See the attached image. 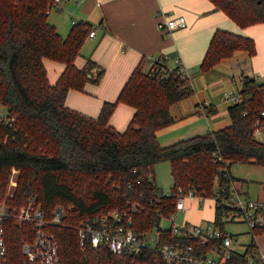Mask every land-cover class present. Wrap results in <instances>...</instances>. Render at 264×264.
I'll return each instance as SVG.
<instances>
[{"label":"trees","instance_id":"obj_1","mask_svg":"<svg viewBox=\"0 0 264 264\" xmlns=\"http://www.w3.org/2000/svg\"><path fill=\"white\" fill-rule=\"evenodd\" d=\"M238 27L264 23V0H210ZM53 0H0V104L13 120L0 122V202L9 211L34 199L47 222L55 206L65 210L60 225L47 230L58 243L60 264H166L162 255L143 249L137 255H112L103 246L80 248L77 227L93 217L128 203L138 204L132 215L137 233L150 231L161 217L174 212V196H161L154 185L152 169L167 162L172 178L171 192L192 190L204 198L227 190L233 163L264 167V143L253 136V123L263 107L264 89L254 79L243 77L241 101L228 108L230 124L168 146H160L156 132L171 125L169 107L192 93L178 77H152L136 66L115 102H104L96 119L84 116L64 104L68 90L81 91L91 78L94 63L87 60L78 69L74 59L88 37L91 25L77 22L65 38L47 21ZM255 54L248 37L217 29L209 42L200 72H207L234 52ZM42 59L64 65L55 84L46 77ZM134 108L126 129L120 133L108 124L116 106ZM206 113L215 112L203 106ZM245 112V114H244ZM217 155V157H215ZM219 158V160H218ZM217 159V160H216ZM16 185L7 193L11 171ZM214 224L222 229L221 217L228 213L216 206ZM223 230V229H222ZM10 264L21 263V246L33 238L29 224L5 220ZM264 230H255L260 232ZM193 244L166 230L159 243ZM211 246L201 247L207 253ZM253 251L249 246L246 252ZM245 252V253H246ZM244 254L232 252L225 264H243Z\"/></svg>","mask_w":264,"mask_h":264},{"label":"crops","instance_id":"obj_2","mask_svg":"<svg viewBox=\"0 0 264 264\" xmlns=\"http://www.w3.org/2000/svg\"><path fill=\"white\" fill-rule=\"evenodd\" d=\"M177 16L184 18V27L170 32L157 28L165 18ZM47 21L62 38L80 21L94 29V36L85 39L74 65L81 69L90 60L94 63L89 69L91 78L102 71L100 77L96 82H87L81 91L68 90L64 101L67 108L93 119L98 117L104 102L116 101L136 66L141 64L142 70L148 71L146 57L169 55L170 59L165 62L169 68L175 66L174 59L180 60L188 72L192 93L169 107L174 122L156 132L160 146L227 127L230 124L228 108L232 102L224 99V92L231 91L232 95L240 92L243 77L254 79L256 83L264 80V23L240 28L222 11L216 10L210 0H62L60 10L48 12ZM217 29L252 39L255 54L248 56L237 51L207 72H200L199 64ZM42 63L48 82L55 84L64 65L49 59H42ZM202 106H210L215 112L204 113ZM133 114L134 108L118 103L108 124L122 133ZM228 172L235 194L264 201L263 166L233 163ZM200 207L208 215L201 216L197 223L184 222L207 228L216 225V205L212 199L187 200L182 211ZM221 222L225 230V224L239 221H228L222 216ZM233 235L237 238L233 252L243 255L252 246L264 255V231L247 230Z\"/></svg>","mask_w":264,"mask_h":264},{"label":"built area","instance_id":"obj_3","mask_svg":"<svg viewBox=\"0 0 264 264\" xmlns=\"http://www.w3.org/2000/svg\"><path fill=\"white\" fill-rule=\"evenodd\" d=\"M62 0H53L51 9L60 10ZM185 20L182 16L168 17L157 24V28L167 32L182 28ZM94 36V29L91 28L88 37ZM170 59L169 55L149 56L146 61L149 64V73L152 77L165 79L173 76L186 81L185 87L190 88L188 72L180 64L179 59H174L175 66L169 68L165 62ZM260 89H264V80ZM225 100L232 104L241 101L239 92L232 95L231 91L224 92ZM201 110L206 113L204 107ZM245 114V112H244ZM259 119L253 127V136L257 139L262 135L264 129V101L259 111ZM13 118L9 117L5 108L0 104V122L11 125ZM217 157V155H215ZM217 160V159H216ZM219 160V158H218ZM13 172H15L13 170ZM16 182L10 179L8 188L15 187ZM161 196H174V212L182 211L187 200L202 202L204 199H212L216 206L224 207L228 213L223 217L228 221H239L251 232L264 230V201H255L235 194L230 185L227 190H220L212 198H204L192 190L178 189L176 192L163 193ZM138 208L136 203H128L123 209L108 211L102 215L93 217L89 221L82 222L76 229L80 248L87 245L92 248L103 246L112 255H137L143 249H150L159 252L166 264H225L233 252V246L237 243L235 235L220 229L218 226L202 227L199 225L182 222H172L169 228L160 226L162 219L171 218L173 213L167 217H161L153 228L144 233H137L133 230L132 215ZM65 215L62 206H55L51 213V219L47 222L45 213L34 199H29L25 206L9 211L5 202H0V264H10L6 245L5 220L12 217L17 225L29 224L33 228V238L21 246L20 264H60L58 254V243L47 228L48 224L60 225ZM168 230L172 236L181 239H190L193 244L181 245L176 241L173 245L164 243L158 245L160 233ZM209 245L210 250L203 253L201 247ZM243 264H264V255L254 250L244 254Z\"/></svg>","mask_w":264,"mask_h":264},{"label":"rangeland","instance_id":"obj_4","mask_svg":"<svg viewBox=\"0 0 264 264\" xmlns=\"http://www.w3.org/2000/svg\"><path fill=\"white\" fill-rule=\"evenodd\" d=\"M262 136L264 135H261V137L257 140L263 142L264 137ZM153 170H154L153 173H154V181H155L156 187L159 188L163 193L170 192V189L172 187V178H171L168 163H159L157 165H154ZM16 176H17V172L11 171L9 181L10 179H13L15 181ZM9 181H8V184H9ZM8 187L9 186H7V193L10 191V188ZM1 202L3 203L4 201H1ZM206 214L208 215V212H206L203 207L192 208L186 211H176L175 213H173L171 218L162 219L160 222V226L164 228H169L172 222L179 225L182 222H184V220H187L191 223H197L196 221L201 216H205ZM247 230H248L247 227L241 222L225 224V231L231 234H235L237 232H244ZM155 231H156V228H153L151 233L153 234L155 233Z\"/></svg>","mask_w":264,"mask_h":264}]
</instances>
